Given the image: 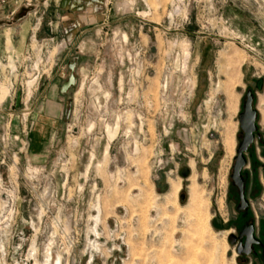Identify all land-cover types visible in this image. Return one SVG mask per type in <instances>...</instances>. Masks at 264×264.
<instances>
[{"label":"rangeland","instance_id":"1","mask_svg":"<svg viewBox=\"0 0 264 264\" xmlns=\"http://www.w3.org/2000/svg\"><path fill=\"white\" fill-rule=\"evenodd\" d=\"M95 1L68 51L61 0H0V264H254L227 239L264 0Z\"/></svg>","mask_w":264,"mask_h":264},{"label":"flooded vegetation","instance_id":"2","mask_svg":"<svg viewBox=\"0 0 264 264\" xmlns=\"http://www.w3.org/2000/svg\"><path fill=\"white\" fill-rule=\"evenodd\" d=\"M252 98L253 107H255L256 104L253 95ZM245 100L246 97L243 101V106ZM258 101L255 118L256 129L253 132L252 141L243 153L246 163L241 170L243 181L242 192H240L239 188L231 181L234 190L236 216L232 223L233 231L228 233V237H231L233 243L229 244L234 247L233 249L242 263H247L248 260H254V264H264V229L262 223L254 221V215L250 206V198H255L261 193L262 183L260 178L264 179V159L260 157H264V127H260L262 116L258 109ZM242 112L243 107L241 113ZM242 134L245 135L243 132ZM243 135H241L240 142ZM258 154H260V156H258ZM248 160L250 167H252V170L249 172L243 170L247 167Z\"/></svg>","mask_w":264,"mask_h":264},{"label":"crops","instance_id":"3","mask_svg":"<svg viewBox=\"0 0 264 264\" xmlns=\"http://www.w3.org/2000/svg\"><path fill=\"white\" fill-rule=\"evenodd\" d=\"M61 1H62V8L60 7L59 10L57 9V5L55 4L56 3V1H55V3H54L55 9L53 11L54 14H53L52 19H56V15H58L60 13H61V15H64V16L68 15L69 16V19H66L69 22L66 24H63V26H64L63 32H64V37H65L64 41H63L64 49H67L69 51L71 48H73L75 45H77L79 37L83 33H85L86 30H82V28H84L88 24H91V22L94 21L95 19L100 20V17H99L100 14H98L96 12L101 11V9L99 10L100 7L96 4L95 0H61ZM87 21L90 23H87ZM66 27L70 30L68 31V29H66ZM73 60L75 61V59H73ZM57 77H58L57 81H59L61 78H63L62 73L58 74ZM67 78H68V75H67ZM51 80H48V84ZM46 88H47V86H46ZM60 88L61 87H59V89H58V93H59V95H63L64 93H61ZM44 90L39 94V96L37 97L36 100L46 99L45 97H48V96H50V94H52L50 92L51 90H45V91ZM56 98H54V99H56ZM42 108H43V106L41 107V109ZM38 112H40V111H38ZM60 114H61V111H60ZM45 115H46L45 119L52 120V121L56 122L55 115H52L50 113L45 114ZM50 118H52V119H50Z\"/></svg>","mask_w":264,"mask_h":264},{"label":"water","instance_id":"4","mask_svg":"<svg viewBox=\"0 0 264 264\" xmlns=\"http://www.w3.org/2000/svg\"><path fill=\"white\" fill-rule=\"evenodd\" d=\"M32 8H22L20 11L17 13L16 20H19L26 16L29 10ZM75 61L73 60L72 63L69 65V69L73 71L74 66H75ZM74 72V71H73ZM75 82L74 76L72 73L68 75L67 81L64 82L61 85L60 91L61 93H65L67 89L72 86ZM256 106L253 107V98H252V93L250 90L246 92V100L244 102V107H243V112L239 114L238 116V121H239V126L241 131L245 134L243 135V138L241 142L238 144L236 148V155L234 157V163L232 166L231 174H230V179L234 185H236L240 192H242V176H241V170L244 167L246 161L244 158L243 153L246 151L248 145L253 139V132L255 131V118H256ZM183 197H181V200ZM228 243L232 244L233 241L231 240V237H228Z\"/></svg>","mask_w":264,"mask_h":264},{"label":"bare ground","instance_id":"5","mask_svg":"<svg viewBox=\"0 0 264 264\" xmlns=\"http://www.w3.org/2000/svg\"><path fill=\"white\" fill-rule=\"evenodd\" d=\"M258 109H259V111H260V113H261L262 121H264V94H261V95L259 96ZM174 190H175V191H174ZM174 190H173V191L176 193L177 190H178V187L176 186V187L174 188Z\"/></svg>","mask_w":264,"mask_h":264},{"label":"built area","instance_id":"6","mask_svg":"<svg viewBox=\"0 0 264 264\" xmlns=\"http://www.w3.org/2000/svg\"><path fill=\"white\" fill-rule=\"evenodd\" d=\"M23 8H32L31 10L28 11V13L34 9V7H33L32 5H27L26 7H23ZM21 9H22V8H21ZM28 13H27V14H28ZM27 14H26V15H27Z\"/></svg>","mask_w":264,"mask_h":264}]
</instances>
